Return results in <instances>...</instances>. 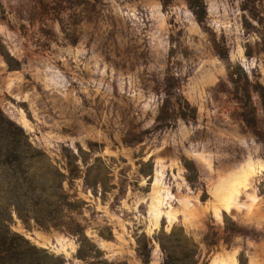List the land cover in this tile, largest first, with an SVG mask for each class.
<instances>
[{
    "label": "rangeland",
    "instance_id": "rangeland-1",
    "mask_svg": "<svg viewBox=\"0 0 264 264\" xmlns=\"http://www.w3.org/2000/svg\"><path fill=\"white\" fill-rule=\"evenodd\" d=\"M0 110L10 264H264V0H0Z\"/></svg>",
    "mask_w": 264,
    "mask_h": 264
},
{
    "label": "trees",
    "instance_id": "trees-1",
    "mask_svg": "<svg viewBox=\"0 0 264 264\" xmlns=\"http://www.w3.org/2000/svg\"><path fill=\"white\" fill-rule=\"evenodd\" d=\"M37 150H33L31 144L28 143L26 135L22 128L15 122L10 120L0 110V206L9 209L15 206L17 212L18 205L8 202V195L15 196L19 200L25 191H35L38 186L36 179L37 171L35 163H38L40 157ZM33 162H35L33 164ZM58 188V189H57ZM62 187L56 185V191H61ZM7 196V197H6ZM17 200V201H18ZM1 214V213H0ZM7 223L3 216H0V264L12 263V256H5L7 252L13 248L11 246V234L7 229ZM11 257V258H10ZM171 256L166 255L162 264H170ZM180 262L181 260H175ZM19 263V261H16ZM15 263V264H16Z\"/></svg>",
    "mask_w": 264,
    "mask_h": 264
}]
</instances>
